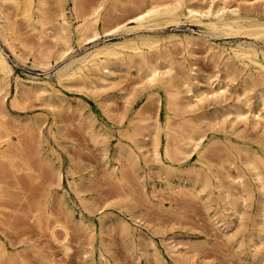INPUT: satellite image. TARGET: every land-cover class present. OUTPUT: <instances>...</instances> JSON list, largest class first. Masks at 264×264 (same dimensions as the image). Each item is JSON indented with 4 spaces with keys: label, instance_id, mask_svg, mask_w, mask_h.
Listing matches in <instances>:
<instances>
[{
    "label": "bare ground",
    "instance_id": "6f19581e",
    "mask_svg": "<svg viewBox=\"0 0 264 264\" xmlns=\"http://www.w3.org/2000/svg\"><path fill=\"white\" fill-rule=\"evenodd\" d=\"M231 2L230 0H54L53 8H51L49 11H46L44 6L47 4V0H0L1 174L2 171L6 169L10 177L7 173V176L3 174L6 176L5 179L7 177H9L10 180L14 178L17 180L15 182L21 183L18 181L21 179V177L26 176V178L29 179V177L33 174L32 172H34V169L31 167L33 165L29 162V160H31L30 156L33 157V155L30 153V151L29 153L31 155L26 153V150L23 148L24 145H22L23 149L21 148L22 143L20 144L19 140V142L13 141L10 135L12 126V130L14 132L18 130L20 131V129L24 126L29 128V130H33L35 128L38 133H35L34 136H38L37 140L40 143L46 144L45 135H43L41 130L42 125L40 123V116L35 115L24 116L20 119L18 118L16 120L22 123L21 128L19 126L20 124L17 123L20 129L16 128L18 127L16 126L17 124H14L16 126V130H14L15 128L13 124L10 125L11 127L9 129L8 124L11 120L8 119L10 121L7 123L5 117L8 115L6 100L10 90L11 82H13L14 85V94L9 100L10 106L15 109L17 108L16 106H18L20 101V93L23 94L24 91V89L21 87L27 86L37 91L35 95H38V93L40 95L41 93L48 95L50 99L48 104L49 109L54 114L55 106L59 107L58 105L60 103H69L71 101V99L65 95V93H63L64 87H73L74 85L73 88H76L78 92L88 95H95V92L93 93L88 91V88L91 86L90 84L94 83L95 86H93L97 88L98 86H105L108 84L106 81L110 79L109 75L106 74L107 72L112 73V71L116 68L127 69L133 67L137 74H142L143 85L141 86V90L144 92L145 97L149 99L151 103L155 102L156 109L162 106V116H159L157 110L155 113L152 109L154 114L151 115L150 113L149 115L148 110H141V106L133 105L130 107V102L128 104L125 99L126 107L129 106L128 109L126 108L129 111L127 112L125 110L127 115H124V108L122 112L123 117L116 114V117L114 115L115 118H111V112L114 108L112 109L110 107L111 105L109 106V104H106L108 106L101 104L103 105V108L106 109H104L106 118L111 119V121H101L98 124L97 129L95 126H93L94 123L90 122L91 124H89L91 125V130L88 133L89 138L91 137L90 140L92 139L96 143H100L99 139L103 137L101 140H104L106 144V150L111 148L113 155L117 154L116 156L123 154L126 159L130 161V164L132 163V165H135L133 163L137 162L136 150L138 148L140 149L141 146L143 147V145L150 144V154L152 157L150 160L152 159V165H154V168L157 169H155L158 172L157 174L161 173V175L164 176L163 178H165V181L166 179L168 181L171 177L172 179L175 177L176 182L182 184V187L184 185L183 188H187L185 186H192V190L194 187L197 191L201 192V198L199 197L200 193H197L198 196L196 197H199V200L202 202L204 201L205 209L207 210L206 211L204 209V212H206V214L211 212V217L213 216L212 220L214 221L215 226L223 224L224 227H222L226 228V231H228L227 227H229L230 224H228L229 222L227 223L228 220H226L224 216L229 214L230 211L233 214H238V216H240L239 218H241L242 214L245 215V211L247 210L246 208L250 206L251 210L252 206H256V214L264 218V139L258 140L256 143H252L249 139L251 137L246 138L243 135V132L246 130V125L257 129V125L259 124L258 122H261L258 131H261V135L264 134V0L260 2V4L258 3V9L253 7V5H255L253 3H249L250 5L242 4L241 6L238 4V2ZM9 6L10 8H13L15 11H17V15H20L25 21V25L28 27V30L27 28L26 30L31 31L33 34L32 37L29 36L31 33H28L29 35H24L25 28L22 30L20 29L21 26H18L19 29L15 26L17 25L14 24L15 20L13 22L11 17L5 12ZM125 6H130V10L132 8L136 9L134 10L136 12L131 13L133 11L132 10L130 12V17H126V19L119 21V23H113L114 25L112 26L110 23L109 26L108 23L113 18L118 16L119 12L115 14L117 10L116 8H124ZM123 8L122 10L124 11L126 8ZM13 9H9V13H11ZM14 15L12 13L11 16L13 17ZM20 20L21 19H19V21ZM182 22H186L189 25L195 26L197 28L196 32H193V29L189 28L186 31H178L177 27L182 24ZM22 26H24V24ZM214 37L215 39L219 38L223 40H213L212 38ZM226 38L227 40H225ZM2 45L10 51L15 59H21L23 53L31 52V65L42 72H25L22 74L16 73L12 64L8 60ZM197 45L198 47L199 45H203L205 48L204 52H207V56L205 57L208 59V61H212L214 65V70L210 74H205L206 72L203 73L204 71H200L197 69L198 67L194 65L196 59L194 48L197 47ZM171 47L179 48V52L183 54V61L185 62V70L182 72L180 78L178 76L177 80L175 78L177 74L175 73V75L173 73V69L175 67L174 65H180L179 63L181 61L179 62L178 60L177 62V59L173 60L174 56H171ZM160 59L162 61H160ZM53 66L54 70L53 72H50L49 69ZM198 77H202L207 83V85L204 83V87L207 86L208 90L202 86L203 82L201 83L198 80ZM96 82H99L98 86ZM139 88L140 87H138V89ZM250 90L251 92L252 90L256 92L254 95L255 100H252L253 97L251 98L249 96L248 92H250ZM25 91L28 90L26 89ZM159 91L162 93L156 95V97H153V95ZM26 93L27 92H25V94ZM97 93L99 94V92ZM231 94H234L233 96L236 97V102H228ZM107 96L108 95L106 94V98L103 100L106 102L104 103H107V100H109ZM193 97L195 100L193 99L192 102L191 100ZM75 98L76 105L82 107L86 106V103H84L85 101H83L81 97L75 96ZM24 99L25 98L22 100L25 101ZM100 100L102 101V99ZM94 101L98 103L99 100L95 98ZM101 101L99 103H101ZM204 101H207L208 107L210 105L212 106V109L209 111H202L200 114H198L197 119L199 122H197L194 120V117L196 116L193 117L191 113L196 110L198 111V109L201 110V108H203ZM254 103L255 106H253ZM46 107L48 106L46 105ZM19 109L21 110V108ZM124 116L127 118L126 120H123ZM175 116L179 117L175 118ZM218 118H221L222 120H220L222 122H220ZM200 119H202V121L206 119V122L208 121L207 119L210 121L212 120L211 122H207L206 126H208L210 123L214 125L215 123L220 125L226 120L228 121V125L230 122L231 129H227V131L224 130L223 128L225 123H223L224 125L222 124L220 127L217 125L219 128H216L223 130V139L219 140L218 138L221 137L214 133L215 131H218V129H215L214 126L211 127L210 125L208 128H213L212 130L214 132H207L205 130L206 128H202V126H200L199 123L202 122ZM214 119H218L219 121L215 120L216 122L214 121L215 123H213ZM92 120L94 119L91 117V121ZM13 121L15 120H12V123ZM237 121H239V123H244L243 128H240V130L234 126L237 125ZM42 124L44 123L42 122ZM256 129L255 132L257 131ZM29 130L27 129L26 131ZM241 130L244 131L241 132ZM248 130L246 131L247 133ZM29 132L31 133V131ZM47 132L48 134L53 132L51 129V124L48 126ZM28 133L26 136L32 135L31 138L33 140V134L28 135ZM252 133L254 134V132ZM260 133L257 132L256 136ZM144 134L147 138H139V135L144 136ZM248 135L252 136L251 133ZM14 136L16 139H18V136ZM100 136L102 137L100 138ZM35 138L36 137H34V140H36ZM253 138L252 141L255 140H253ZM262 138L263 137H261V139ZM37 143L35 142V145H37ZM34 148L36 147L31 149L33 150ZM38 153L39 152H37V154ZM42 153V156H45V160L47 159L51 162L54 160L52 157L54 155L53 147L45 145ZM192 155L195 156L193 159H191ZM36 156L37 155L34 157ZM42 156L41 159H43ZM119 157L123 156L119 155ZM32 159L33 161L31 162H33L34 166H36L37 164H35L34 161L35 158ZM39 161L41 160L38 158V162ZM42 161H44V159ZM107 161L109 162V159ZM223 162L228 163L227 166H225L226 164L223 165ZM127 165L129 164L127 163ZM113 166H109L108 168L109 175H112L110 178L120 181L122 177L126 176H124V174L122 176V172L124 171L125 173V170H120L121 173L118 172L120 174H116L117 170L115 166ZM231 166L233 168V172H230L229 170ZM119 167L122 168L124 166H121L120 164ZM126 167H131L134 169L132 166ZM222 169H224V172L221 173ZM21 172L24 174L22 175ZM1 176L2 175H0V178L3 177ZM33 176L34 174L32 177ZM28 179L24 181L28 183L29 181H32L30 180L31 177L29 181ZM222 179H226V181L224 182ZM4 181V187H6V180ZM10 182L8 179L7 185ZM68 184H71V180H68ZM13 185H15L16 188H22L21 185L23 184L17 187L18 184L16 185L15 183L9 187L13 188ZM4 187L0 184V199L1 202H5L6 200L8 202V199H10L8 195H13L15 192L12 190L13 193L11 194L9 191H7L8 187L5 189ZM23 187L25 186L23 185ZM189 187L187 189H190ZM17 193H15V195H17ZM210 194L217 195V199L220 201L219 211H217L218 208L215 210L209 205V201L212 203V200H215L211 198L213 195ZM57 195L61 196L62 198V195ZM194 195H196V191ZM4 196H6V200L2 201V199H5ZM23 196L24 195L21 197ZM35 198L36 197H34V199ZM27 199L32 201L31 198ZM60 199L57 198L58 201ZM28 202L30 207H32L30 204L31 202L29 200L27 203ZM39 202L37 200L34 203L33 200L34 205L38 203L35 207L33 206L34 208L32 207V220L34 221L33 225H35L39 231L41 228H43L44 231L47 230L48 237H50L53 242L57 243L61 249L67 250L69 247L67 245L69 233L67 229L68 227H66L67 225L64 224L65 220L62 221L64 222L62 223L58 218L54 217V215L57 213L54 212V214L52 213L53 211H50L52 207L48 209V206V208L41 209L43 206H40ZM43 202L45 203L46 201L43 200ZM50 202L52 203L51 200ZM79 202H81L80 199ZM8 203H10V200ZM27 203L24 202L22 205H27ZM40 203H42V201ZM81 203L85 204V201ZM2 204L4 205V203ZM202 205L204 206V204ZM18 207L16 205V209L19 211L14 208L17 211H15L17 214L18 212H21L20 215H22L23 212H29H26V209L22 208V206L20 207L21 209H18ZM241 207L245 208L246 210L244 211V209ZM53 208H55V206ZM86 208L89 210V205ZM22 209H24L23 212L21 211ZM59 209L61 210V208ZM208 209L210 210L208 211ZM60 210L56 211L59 212ZM67 210L68 209L66 208V211ZM227 211L229 213H226ZM0 212L5 214L1 210ZM12 212L13 211L11 210L8 213L10 214ZM89 212L91 213L90 210ZM25 213L22 215L23 217L26 216ZM254 213L253 216L255 215ZM3 214H0L2 215L0 216V220H2ZM28 214L27 216L30 215ZM12 215L13 214H11V216ZM66 215H68V212ZM257 215L254 217L257 218ZM18 216L16 215V217ZM23 217L22 222H24ZM9 218L7 217L6 220L0 222H8L7 220H9ZM122 218H120L117 214L111 216L109 213L102 211V213L100 212V215L97 216V224L99 226H104L106 225L107 221L110 220L109 222H111V219L116 220L119 224L121 223L120 225L122 229L127 232V234H125L126 236L129 234V228L126 221ZM223 218L225 219L226 223L223 222ZM263 218L261 219L264 222ZM3 219L5 218L3 217ZM129 219L136 224L139 223L138 219L136 220L132 215H129ZM250 219L252 220L253 217ZM77 220H79L80 224H85L87 227L93 226V221L85 217L80 211L79 218ZM251 220L250 222H252ZM13 222L16 223V219ZM18 222L17 223L20 225V220ZM31 222L32 221H30V225ZM216 223H218V225H216ZM260 223L261 220L258 224ZM22 224L23 223H21V227H23L24 224L26 225V223H24L23 226ZM263 224L264 223H262L261 226H263ZM10 225H12V222ZM10 225L7 224L6 227H10ZM2 226L0 228H2ZM10 228L15 229L16 227L14 228L12 225ZM262 228H264V226ZM57 229L58 232H60L59 235L57 234ZM101 229L102 228H100V230ZM15 230L16 231H13L12 233H19V235L16 237L17 240H23L24 237L22 239L21 235H24V231L22 232L20 229V233V231L17 232L19 228ZM7 231H9V229ZM233 232L235 233V231ZM233 232V235L231 234L232 236H234ZM250 232L251 231L249 230L248 233ZM0 233L2 234L1 230ZM131 233L132 232H130V234ZM225 235L227 236V234ZM3 236L5 235L3 234ZM255 236L258 237V234L255 233ZM5 237L7 238V236ZM10 237L11 236H9L7 240ZM19 240L17 242L21 243L22 241L19 242ZM25 241L24 243H26ZM12 243L13 241L9 244ZM99 243H101L100 240ZM13 245L15 244L13 243L10 246ZM37 245L39 244L36 243L35 246ZM28 248L30 247L28 246ZM17 250L15 249V251ZM254 250L256 251L258 248L255 247ZM89 251H92V248ZM8 252L9 251L7 247L0 238V264H13V256L9 255ZM98 254V263L106 264L107 259L103 253L99 251ZM86 256L87 254L83 257ZM48 261L51 264H55V260L52 258V256L48 259ZM89 261L92 262V258ZM257 262L258 264H261L264 261L260 259Z\"/></svg>",
    "mask_w": 264,
    "mask_h": 264
},
{
    "label": "rangeland",
    "instance_id": "374dc122",
    "mask_svg": "<svg viewBox=\"0 0 264 264\" xmlns=\"http://www.w3.org/2000/svg\"><path fill=\"white\" fill-rule=\"evenodd\" d=\"M231 1L233 3L238 2V4H240L241 6L242 4L250 5L249 3H253L255 4L253 5V7L257 8L259 6L258 3L260 4V2H262L263 0L262 1L261 0H230V2ZM53 2L54 0H47V4L44 6V9L46 11H49L51 8H53L54 6ZM122 8L123 7L116 8L117 10L115 14L119 12L118 16L116 15L117 17L113 18L108 23L109 26H110V23L112 26L116 23H119V21H123L128 16L130 17L131 13L136 12L134 11L136 9L132 8L130 10L131 8L130 6L129 7L125 6L124 8L126 9L124 11L122 10ZM7 9L5 10V12L8 14V16L11 17V20H13V22L15 20L14 24H17L15 26L18 29L21 26L20 29L22 30L25 28L24 35L28 33L30 34L31 31H27L28 27L25 25L26 23L22 19V17L20 15H17V11H15L13 8H10V6ZM9 9H13L12 11L10 10L11 13H9ZM12 13L13 15L15 14L13 17L11 16ZM19 19L21 20L19 21ZM22 23L24 24L25 27L22 26L23 25ZM188 28L193 29V32H196L197 30L195 26L189 25L186 22H182V24H180L177 27L178 31L180 32L186 31L188 30ZM29 36L32 37L33 34L31 33ZM212 39L213 40H223L219 38L215 39V37ZM225 40H227V38ZM2 48L4 52L6 53L8 60L12 64L14 71L16 73L22 74L25 72L27 73L28 72L30 73L42 72L40 70H37L35 67L31 65V60H32L31 52H25L23 53L21 59H15L13 55L10 53V51L7 50L5 47H3V45H2ZM177 48L178 47H175V48L171 47V56L172 57L174 56L173 60L177 59L176 60L177 62L178 60L179 62L181 61L179 63L180 65L178 64H177L178 66L174 65L175 67L173 69V73L177 74V76H175L176 80L178 79V76L179 78L181 77L182 72L185 70V65H184L185 62L183 61V54L179 52V48L178 49ZM194 49H195L194 52L196 53V59H195L194 65H196L198 67L197 69H199L200 71L202 72L204 71L203 73L206 72L205 74L212 73L214 70V67H213L214 65L212 61L211 62L210 60L208 61V59L205 57L207 56V52H204L205 48L203 47V45H199V47L197 45V47H195ZM160 61L162 60L160 59ZM32 68H33V71H32ZM131 68H127V69L126 68H116L112 71V73L107 72L106 74H108L110 78L108 80L111 82L107 80L106 83H108L109 85L108 84H107L108 86L105 85L106 87L98 86L99 82H96L98 88L94 87L95 86L94 83L90 84L91 86L90 88H88L89 89L88 91L93 92V93L95 92V95L94 94L88 95V94L78 92L76 88H73L74 85L73 87L71 86L72 88L69 86L64 87L63 93H65V95H67L71 99V101L69 103L62 102L58 105L59 107H56L54 105L55 106L54 114L49 109L48 104H49L50 99L48 95L45 93L44 94L41 93L40 95L38 93V95L40 96H38L37 94L36 96L35 93L37 91L27 86H26L27 88L25 86L21 87L24 89L23 94L20 93V97H19L20 99L19 104L21 107L19 106V104H18L19 107L16 106L18 109L17 108L15 109L12 106H10L9 100L14 94L13 92L14 85H13V82H11L10 90H9L7 100H6V108H7L8 115H6L7 117H5L7 123L11 120L10 123L8 124L9 129L11 127L10 125L12 124L14 125L17 123L20 124L19 126L21 128L22 123L16 120L18 118L20 119V118H23L24 116H35V115L40 116L41 117L40 123L42 125L41 130L43 132V135H45V139H46V144L40 143L37 140L38 136H34L35 133H38L37 130L35 128L33 130H29V128L25 127L24 125H23L24 127L21 128L22 130L19 128L18 124L16 125L18 127L14 125V128L16 127L20 129V131L19 130L15 131L16 133L12 130L13 126L10 130V135L13 141L16 142L19 140L20 144L22 143L21 148H22V145H24L23 148L26 150V153H29L30 151V153L33 155V157L30 156L31 160H29V162L32 163V165L34 166V163L31 161H33L32 158H35L34 161H35V164H37L36 166H34L35 168L31 166L32 169H34L33 170L34 172L32 173L34 174L33 177L35 178L34 179L32 177L33 175L32 174L30 176L31 179L29 177V179L32 181H29V179L26 178V176H23L21 177L22 180L21 179L18 180L21 183H17L15 182L17 180H15L14 178L10 180L9 178L10 175L7 173L8 171L6 169H4L5 172L4 170L2 171V174L0 172V175L4 177L3 178L1 176L2 178H0V184L3 187L5 186L4 180H6V187H4V189L8 187L7 191H9L11 194L13 192L15 193L18 192L21 196L24 195L23 197H21L18 193H17L18 196L15 195V193H13L14 196L10 195L12 197L11 198L8 195L9 194L8 192L7 195L10 199H8V197L7 199H8V202L10 200V203H8L5 198L7 195L4 196L5 199H2V201L6 200L5 202L4 201L1 202V199H0V202H1L0 205L2 206V207L0 206L1 207L0 210L3 211L6 215L11 210L14 213L13 212L10 214L8 213V215L11 216V214H13L12 216H14L15 214L14 217L11 216L12 217L11 219L10 216L8 215L6 216L5 214L0 212V214H3V217L5 218L3 219L2 217V220L0 221L6 220L7 217L8 218L10 217L9 220L10 219L12 220V221L10 220V222L9 220H7L9 223L0 222V227L3 225L2 228H0L2 232V234L0 233V238L3 240L4 245L7 247L9 251L8 252L9 255L14 257V258L12 257V262L13 261L15 262V263L13 262V264H51L48 261V259L51 256L55 260V264H81V263L82 264H100L98 263L99 251L102 252L103 255L106 257L107 259L106 264L107 263L108 264H258L257 262L258 260L262 259V261H264L263 260L264 259V255H263L264 254V228H262L264 224L263 226H261V224L264 222L261 219L263 217L258 216L256 214L257 213L255 212L257 211L255 210L257 209L256 206H252L251 210H250V206L246 208L247 210L241 207L242 209H244V211L246 210L245 215L242 214L241 218H239L240 216H238V214H233L231 213V211L229 213L227 211L226 213H229V214H227L228 216L224 214L226 216V217L224 216V218L228 220L227 223L229 222L228 224H230V226L227 227L228 228L227 230L229 231L228 232L226 231V228H223L224 227L223 224L219 226H215V223L212 220L213 216L211 217V214H212L211 212L209 213L210 215L204 212L206 210L205 203L204 201L202 202L201 200H199V197L201 198V195H202L201 192L197 191L194 187L192 190V186L190 187L185 186L187 188L189 187L190 189L183 188L184 185L182 187V184H179L178 182H176L175 177H173V179L171 177L170 180L167 181L166 179L165 181L164 180L165 178H163L164 176L161 175V173L157 174L158 173L156 171L157 169L154 168V165H152L153 164L152 159L150 160V158H152L150 154L151 153L150 144L143 145V147L141 146L140 149L138 148L139 150L138 149L136 150L137 162L136 163L134 162L133 164L135 165H132V163L130 164V161H128L123 154L122 155L119 154L120 156H123V157H119V155L116 156L117 154L113 155V151L111 148L106 150L105 149L106 144L104 140H101L103 138L102 136H100V138L101 137L102 138L99 139L100 143H96L92 139L90 140L91 137L89 138L88 133L91 130L90 124L92 122L94 123L93 126H95V128L97 129L98 124L101 121H106V120L111 121V119L106 118L105 113H104L105 108H103V105L109 104V106L111 105L110 107L112 109L114 108L113 109L114 111L112 110V112H115V113L111 112V118H115L117 116L116 114L122 116L123 109L125 108L124 111L126 110L128 112L129 110L127 109L129 108V106L131 107L133 105L141 106V110H144V109L148 110L149 115L150 113L151 115L154 114L153 111L155 113L158 111L159 116H162V112H163L162 106L156 109L155 102L151 103L149 99L145 97L144 92L141 90V86L143 85L142 74L138 73L139 74L138 75L133 69V67ZM53 70H54V66L49 69L50 72H53ZM198 80L201 83L203 82L202 83L203 85L202 84L201 85L204 87L205 85L204 83L206 82L203 80V78L198 77ZM138 87L140 88L138 89ZM204 88H207V86H205ZM26 89L30 92L25 91ZM92 89H94L95 91ZM140 90H141V93H140ZM25 92L27 93L25 94ZM97 92H99V94ZM160 93L162 92L159 91L155 93L153 97H156V95H159ZM106 94L108 95L107 97L109 98V100H107V103H104L106 102V101H103L104 98H106ZM248 94L251 98L253 97L252 100H255L254 95L256 94V92L254 90H252V92L250 90ZM231 95H230V98L228 99V102L229 103L236 102L235 101L236 97L233 96L234 94H231ZM75 96L81 97L82 100L85 101L84 103H86V106L82 107V106L76 105ZM94 97L99 100L98 103L94 101L95 99ZM23 98H25L24 99L25 101L22 100ZM100 99H102V101ZM125 99L128 102V104L130 102L129 106L127 104L128 107H126L125 105L126 104ZM193 99L194 97L191 100L192 102H193ZM100 101L101 103H99ZM20 102L23 104H21ZM204 102H203V108H201V110L198 109V111L196 110L197 112L194 111L193 113H191L193 117L196 116L194 117V120L197 122H199V120L197 119L198 114H200L202 111H209L210 109H212V106L209 105L208 107L207 101H204ZM204 104L205 105L207 104V105L205 106ZM46 105L48 107H46ZM253 106H255V103ZM19 108H21V110ZM56 110L59 112H57ZM126 111L124 112L125 116L127 115ZM53 116H54V119H53ZM125 116L123 120L127 119L125 118ZM91 117L94 120L91 121ZM177 117L179 116H175V118ZM218 119L220 120L221 118H218ZM218 119H214L213 123H215L216 121H219ZM12 120H15V121H13L12 123ZM200 120L202 121V119ZM205 120L202 121L203 124L202 122H200L199 124L200 126H202V128H206L205 130L209 133L214 132L212 130L213 128H211L212 126H214L215 129H218L223 123H225V126L223 128L224 130L227 131V129L228 130L231 129L230 122L228 125L227 124L228 121H226L225 119L223 120H225L226 122L223 121V123L220 125L216 123L215 125L210 123L208 126H206V123L209 122L210 120L207 119L208 120L207 122ZM221 120L220 122H222ZM249 121H252V120H249ZM42 122L44 124H42ZM237 122L235 123H237L238 126L237 125H234V126H236V128L240 130V128H243L244 123L243 122L239 123V121ZM258 123H257L258 124L257 129L255 128L257 130L256 132L254 128L249 127L248 125L246 126L244 125L246 128L245 131L241 130V132L244 131L243 132L244 137L246 138L251 137L249 139H250V142L252 143L254 142L256 143L258 140L264 139V134L261 135L260 133L261 131L260 132L258 131L260 127L259 125H261L260 124L261 122H258ZM50 124H51V129L53 132L48 134L49 130L47 132V129ZM88 124H89V127H88ZM210 125L211 127L208 128ZM217 125H219V127ZM248 127H249V130H248ZM16 128L14 130H16ZM88 128H89V131H88ZM27 129L31 131V133L29 131H26ZM247 130H248V133L246 132ZM23 131L26 133H24ZM252 132H254V134ZM257 132L260 134L256 136ZM27 133L28 135L33 134V140L31 138L32 135L26 136ZM214 133L221 137V138H218L219 140L223 139L222 129L220 130L218 129V131H215ZM250 133L252 136L248 135ZM14 135L18 136L17 137L18 139H16ZM142 135H139V138H142V137H143L142 139L147 138L145 134L144 136ZM254 136L256 137L253 138ZM34 137H36L35 138L36 140H34ZM261 137L263 138L261 139ZM252 138L253 140L254 139L255 140L252 141ZM34 141L40 144L37 143V145H35ZM45 145L53 147L54 155L52 157L54 158V160L52 162L47 159L45 160L44 158L45 156L44 155L42 156L43 154L42 151L44 150ZM32 146L36 147L34 148L36 150L34 149L32 150L31 149L33 148ZM33 152L34 153L36 152V153L34 154ZM37 152L39 153L37 154ZM30 153L29 155H31ZM35 155L37 156L34 157ZM41 156L44 159L45 164H44V161H42L43 159H41ZM114 156L116 157V159ZM194 157L195 156L192 155L191 159H193ZM38 158L41 161L38 162ZM108 159H109V162L107 161ZM127 163L129 165H127ZM120 164L121 166H124V167L122 168L119 167ZM227 164L228 163L223 162V165L227 166ZM113 165L115 166L117 170L116 174H120L121 173L120 170L121 171L125 170V173L124 171L122 172V176L123 174L124 176L125 175L126 176L125 177L121 176L122 178L120 179V181L110 178L112 175L111 176L109 175L108 168L109 166L111 167ZM126 166H129V167L132 166L134 167V169H132L131 167L130 169ZM229 170L230 172H233L232 166L229 168ZM222 172H224V169H222L221 173ZM6 173L9 175V177L5 179V177L7 176ZM3 174L6 176H4ZM21 174L23 175L24 173L21 172ZM23 178L24 180L28 179L30 184L24 181ZM8 179H9V182L11 181L10 182L11 184L9 183L10 185L16 183V185L18 184L17 185L18 187L21 184H23L26 188L23 187V185H21L22 188L18 187V188H21V189H18L16 188L15 185H13V188H14L13 189L12 187H9L10 186L9 184L7 185ZM68 180H71L70 185L68 184ZM225 181L226 179L224 180V182ZM166 182L169 184H167ZM25 184H27L28 187ZM195 191H196V195H194ZM197 193H200L199 197H196L198 196ZM57 194L62 195V198L61 196H58ZM210 195H213L211 196V198L215 200L214 201L212 200V203L211 201H209V205L212 206V209L214 208L215 210H217L218 208L217 211H219L220 201L219 199H217V195L216 194H210ZM34 197L38 199L36 198L34 199ZM56 197L59 199L61 198V199L58 201ZM27 198H31L32 201ZM77 198H79L81 202L85 201V204L79 202V199ZM28 200L31 202L30 204L32 205V207L33 206L35 207L36 204H38L36 203L34 205V203L37 200L38 202L42 201V203H44L43 200L46 201L44 204L39 202V205L43 206L41 207V209L48 208V206H49L48 209H50L51 207L53 208L55 206V208H53L54 210L51 208L50 211L51 212L53 211L52 213L54 212L57 213V214L54 213L55 215L54 214L53 215L54 217L58 218L61 222L65 220L64 221L65 223L64 222L62 223L66 224L67 225L66 227H68L67 229H68L69 234H68V241H67L68 244L67 245L69 247L67 250L61 249V247L57 245V243L53 242L51 238L48 237L47 230L44 231L43 228H41L42 230L41 232V230L39 231V229L35 225H33L34 221L32 220L33 219L32 209L34 207L33 208L30 207L29 202L27 203ZM33 200H34V203H33ZM50 200L52 201V203L50 202ZM24 202L27 203V205L25 204L23 206L22 204H24ZM216 202L218 203V205ZM2 203H4V205ZM202 204H204V206ZM16 205L17 207L22 206V208H25L26 209L25 211L26 212L29 211L28 213L30 215L28 213L23 212L24 209H22L21 211L23 212L22 215L24 213L26 214V216L24 215L25 217L20 215L21 212H18V214L15 213V211L17 210ZM88 205H89V210L91 211V213L86 208L88 207ZM201 205L203 206V208ZM213 206H215L216 208ZM20 207H18V209H21ZM59 208H61L62 211ZM62 208L65 211H66V208L68 210L65 212ZM56 210L57 211L60 210V211L57 212ZM209 210L210 209H208V211ZM63 211L65 212V214ZM79 211L82 212L85 217L93 221V226L87 227L85 224H82V223L80 224L79 220H77L79 218ZM102 211L109 213L111 216L114 214H117L120 218L123 217L122 219L125 220L128 225L129 234L125 236L127 232L122 229L120 225L121 223L119 224L118 221L113 220V219H111V222H109L110 220L107 221L108 223L106 222V225L99 226L97 224V216H99L100 212L102 213ZM67 212H68V215H66ZM253 213L255 214L254 216L257 215V218L253 216ZM27 214L30 217L27 216ZM61 214H63L64 216ZM16 215L17 216L20 215V216L16 217ZM60 215L62 219L60 218ZM129 215H132L133 217H135L136 220L138 219L139 223L136 224L132 222L129 219ZM206 216H209L211 218L206 217ZM22 217L24 218V222H22L23 221ZM251 217H253V219L255 218L254 221L253 219L252 220L250 219ZM13 218L14 220L16 219V223L13 222L14 221ZM224 218H223V222H225ZM209 219L211 220V222ZM259 219L261 220L260 224H258L260 222ZM17 220L18 221L20 220V225L18 224L19 222ZM28 220L32 221L31 225H30V221ZM250 220L253 223L250 222ZM11 222H12L13 227L14 228L16 227L15 229L19 228L17 232H19L20 229L22 232L24 231L23 232L24 235L22 234L23 236L20 234L22 239L23 237L24 239L23 240L18 239L19 242L22 241L21 243H18L17 242L18 240L16 238L17 235H19V233L18 234L12 233L13 231H16V230L10 228L12 226L10 225ZM21 223L23 224L26 223V225L24 224L23 226L22 224L23 227H21ZM7 224H9L10 227L8 226L7 228L6 227ZM211 224H213L214 226ZM216 225H218V223H216ZM100 228L102 229L100 230ZM3 229L6 231H4ZM8 229L9 231H7ZM231 230L232 232L235 231V233L233 232L234 236H232L233 234ZM249 230L251 231L250 233H248ZM240 231L241 232L244 231V232L241 233ZM130 232L132 233L130 234ZM255 233L258 234V237L255 236ZM3 234L7 236V238L11 236L10 238L12 240L10 238H9L10 241L9 239L7 240V238L3 236ZM57 234L58 235L60 234V232H58V229H57ZM225 234H227V236ZM228 235H231V236H228ZM25 238H26V241H25ZM130 238L132 239V241ZM247 239H249L250 241ZM99 240L101 243H99ZM12 241L15 245L10 246L13 244V243L9 244ZM24 241L26 243H24ZM15 242H17L18 244ZM34 243L35 244L37 243L40 246L39 245L35 246ZM28 246L30 248H28ZM255 247L258 248L259 251L256 250L258 252L254 250ZM91 248H92V251H89ZM15 249L16 250L18 249V250L15 251ZM62 250H64L65 253ZM37 254H38V258H37ZM86 254L87 256L83 257ZM91 258L93 260L92 262L89 261ZM261 264H264V262Z\"/></svg>",
    "mask_w": 264,
    "mask_h": 264
}]
</instances>
